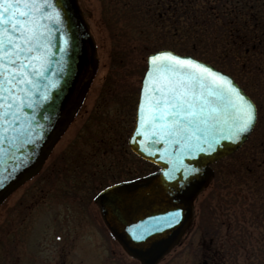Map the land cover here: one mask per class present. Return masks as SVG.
<instances>
[{
  "label": "rangeland",
  "instance_id": "rangeland-1",
  "mask_svg": "<svg viewBox=\"0 0 264 264\" xmlns=\"http://www.w3.org/2000/svg\"><path fill=\"white\" fill-rule=\"evenodd\" d=\"M79 2L96 40L98 70L84 104L42 170L0 205V264H141L112 237L94 202L96 193L106 185L154 169L150 161L136 155L128 145L148 52L141 53L137 48L131 51L127 45L165 44L217 66L221 64L252 96L259 110L256 126L238 152L256 153L264 138V69L256 70V58L247 67L243 64L245 56L243 60L237 55H225L219 45L215 48L205 42L211 38L205 34L200 37L203 27L195 18L191 22L194 28L184 34H173L168 29L164 34H150L146 40L130 36L125 45L110 37L100 0ZM193 46L196 50L189 51ZM229 160L226 157L213 165L214 177L220 170H229ZM213 181L196 199L192 227L159 264H206L208 252L230 238V225L235 219H243L242 213L249 216L246 204L251 196L245 185L225 189L221 186L216 191ZM201 204L206 228L216 231L213 239L198 228ZM261 231L257 227L253 236H259ZM261 257L249 256L246 249H240L231 251L225 264H252Z\"/></svg>",
  "mask_w": 264,
  "mask_h": 264
},
{
  "label": "snow or ice",
  "instance_id": "snow-or-ice-1",
  "mask_svg": "<svg viewBox=\"0 0 264 264\" xmlns=\"http://www.w3.org/2000/svg\"><path fill=\"white\" fill-rule=\"evenodd\" d=\"M63 23L54 0H0V145L7 141L15 146L17 140L21 147L38 143L39 130L44 126H33L35 115L24 109L35 110L37 103L52 99L49 90L58 86V81H49L40 90V81L47 80L45 72L51 66L53 47H59L60 61L66 64L70 41ZM52 24L59 27L55 43ZM55 71L63 74L64 68ZM35 92H39L38 102L33 99ZM258 119L256 104L226 73L195 57L159 49L146 57L136 126L129 142L143 144L144 140L137 138L144 137L153 145L163 144V148L142 150L153 155L162 153L159 159L169 165L166 179L175 180L179 175L181 183L194 182L201 171L194 164L199 163L201 154L238 146ZM100 195H108V191L102 188ZM181 216L182 210L175 207L149 217V223L141 222L133 228V239L143 240L168 229Z\"/></svg>",
  "mask_w": 264,
  "mask_h": 264
},
{
  "label": "water",
  "instance_id": "water-1",
  "mask_svg": "<svg viewBox=\"0 0 264 264\" xmlns=\"http://www.w3.org/2000/svg\"><path fill=\"white\" fill-rule=\"evenodd\" d=\"M54 4L61 12V19L64 22L63 29L70 41L69 51L65 54L66 64L60 61L59 47H53L52 55L49 57L51 66L45 72L47 80L40 81L41 91L43 85L49 81H58V86L49 90L52 99L37 103L35 110L27 107L24 109L26 113L35 115V120L31 121L33 126L37 124L44 126L39 130L38 143L35 145L25 144L21 147V142L17 140L15 146L7 141L0 145L3 148V152L0 153V177H7L0 179V205L15 189L35 176L42 168L55 144L81 107L98 68L96 42L78 0H54ZM50 26L54 29L55 43L58 41L59 27L55 24ZM181 55L194 57L191 54ZM210 65L218 69L212 64ZM57 67L64 68L63 74L55 71ZM218 70L231 77L252 100L229 73L221 69ZM33 99L34 102L39 101V92L33 93ZM44 117H48V119L45 120ZM250 133L247 134V138ZM132 134L133 130L130 136ZM247 138L243 139V142L238 146H232L229 151L221 148L211 155L201 154L198 157L199 163L194 164L201 170L197 174L198 178L194 182L184 183L180 182L182 177L179 175L175 180L165 178V170L169 165L165 160L159 159L162 153L156 152L153 155L142 150L144 148H163V144L153 145L146 138L138 137L137 140H144V143L138 142L133 145L128 139V143L135 153L154 162L159 168L138 178L110 184L112 187L106 186L103 189L108 191V195H100V191L95 195L94 200L107 228L123 249L138 259L141 264H157L179 242L191 224L194 201L198 194L209 185L214 175L212 164L237 151ZM29 153L32 155L28 157L27 161L17 167ZM175 207L182 210L181 219L177 224L146 236L143 240L133 239L132 233L135 226L140 225L141 222L147 224L150 222L149 217L159 216Z\"/></svg>",
  "mask_w": 264,
  "mask_h": 264
},
{
  "label": "trees",
  "instance_id": "trees-1",
  "mask_svg": "<svg viewBox=\"0 0 264 264\" xmlns=\"http://www.w3.org/2000/svg\"><path fill=\"white\" fill-rule=\"evenodd\" d=\"M100 2L102 17L110 37L118 39L125 45L130 36L146 40L150 34H164L168 29L173 31V34L178 31L184 34L185 31L194 28L191 22L195 18L197 24L203 27L204 32L199 33L200 37L205 34L211 38L205 39V42H211L215 48L219 45L225 55L229 54L232 57L237 55V59L241 57L243 60L246 57L248 61L245 59L243 64L247 67L251 64L250 60L256 58L254 60L256 70L262 72L264 69V0H100ZM115 16H118V19L112 20L111 18ZM121 18L125 20L122 22ZM216 25L217 29L214 28ZM209 27H212L211 31ZM214 29L216 31L213 33ZM164 45L154 46L153 43L152 46H127L131 51L137 48L143 53L158 47H168ZM193 50H196L195 46L189 49ZM261 120L264 121V114ZM259 145L260 149L256 153L236 152L228 157L229 170H220L214 177L213 190L220 191L221 186L225 189L228 186L245 185L251 198L246 204L249 216L246 217L242 213L243 219H235V223L230 225V238L221 239L217 249L208 252L206 264H225L229 261L231 251L236 252L240 249H246L249 256L262 255L257 263L252 264H264V138H261ZM199 211L198 228L213 239L216 231L211 232L206 228L202 204ZM257 227L262 228L261 234L253 236Z\"/></svg>",
  "mask_w": 264,
  "mask_h": 264
}]
</instances>
